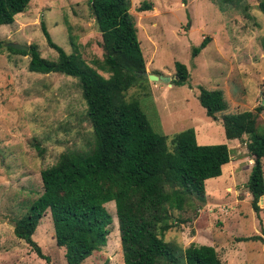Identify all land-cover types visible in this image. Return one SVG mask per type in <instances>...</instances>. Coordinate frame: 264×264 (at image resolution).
Here are the masks:
<instances>
[{"label": "rangeland", "instance_id": "374dc122", "mask_svg": "<svg viewBox=\"0 0 264 264\" xmlns=\"http://www.w3.org/2000/svg\"><path fill=\"white\" fill-rule=\"evenodd\" d=\"M227 1L130 0L145 70L170 81L147 80L140 95L139 88H134L128 96H140L137 100L155 133L170 140L193 129L198 145L225 144L230 150V162L221 176L205 181V202L193 198L183 211H174L184 223L165 233L164 241L182 250L191 244L212 246L221 264H264V242L240 241L253 235L264 237V197L257 216L246 188L253 164L246 136L227 140L221 121L225 114L264 108V13L260 8L264 0ZM142 2L152 4V9L138 12ZM41 23L67 53L71 33L87 63L102 58L101 34L88 0H31L12 25L0 26V264H66L64 249L53 239L49 211L32 239L50 263L16 238L13 227L43 192L41 171L54 165L63 152L91 147L78 79L31 73L28 56L6 50V43L34 44L42 58L55 61L57 54L48 47ZM204 37L210 38L207 46L192 57L193 47ZM176 62L188 70L189 81L183 86L171 83ZM199 87L222 91L227 108L216 120L207 117L200 105ZM256 127L264 134V109L256 117ZM262 165L264 172V158ZM105 207L112 217L107 244L82 264H123L114 203Z\"/></svg>", "mask_w": 264, "mask_h": 264}, {"label": "trees", "instance_id": "16d2710c", "mask_svg": "<svg viewBox=\"0 0 264 264\" xmlns=\"http://www.w3.org/2000/svg\"><path fill=\"white\" fill-rule=\"evenodd\" d=\"M30 1L0 0V26L12 25ZM88 3L101 34V59L87 63L71 33V52L67 53L53 42L43 23L41 32L57 54L55 61L42 58L34 44L27 51L6 47L11 53L29 57L27 69L31 73L78 79L92 133L87 150L63 152L54 165L41 171L43 192L15 221L14 236L50 263L32 239L40 219L49 211L53 239L64 249L66 264H82L106 246L112 217L105 205L113 202L123 264H221L212 246L191 244L182 250L164 241V236L184 223L175 218L174 211H183L193 198L205 202V181L221 176L230 162V150L225 144L198 145L193 129L170 140L153 131L137 100L140 96H128L134 88H139L140 95L147 83L142 76L145 60L129 13L130 0ZM260 8L264 13V2ZM151 9L152 4L142 2L137 11ZM209 39L204 37L193 47L192 57L199 55ZM174 69L171 83L185 85L189 81L186 66L176 62ZM198 101L206 116L214 120L227 108L218 89L199 87ZM263 109L260 106L221 118L227 140L240 141L246 136L245 147L253 161L246 188L257 216L264 197V134L258 132L256 117ZM240 241L264 242V237L253 235Z\"/></svg>", "mask_w": 264, "mask_h": 264}, {"label": "water", "instance_id": "95a60500", "mask_svg": "<svg viewBox=\"0 0 264 264\" xmlns=\"http://www.w3.org/2000/svg\"><path fill=\"white\" fill-rule=\"evenodd\" d=\"M5 46L12 48V49H15V50H22V51H27V49H28L26 46L15 44V43H6ZM142 76L149 81L165 82V83H168L170 81L169 77H165V76H161V75H153V74L148 73L146 71L142 74Z\"/></svg>", "mask_w": 264, "mask_h": 264}]
</instances>
